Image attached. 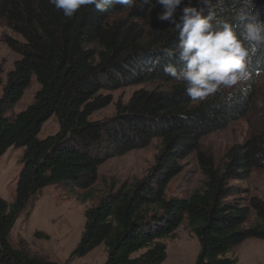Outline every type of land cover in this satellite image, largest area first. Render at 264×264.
Instances as JSON below:
<instances>
[{
	"label": "trees",
	"instance_id": "obj_1",
	"mask_svg": "<svg viewBox=\"0 0 264 264\" xmlns=\"http://www.w3.org/2000/svg\"><path fill=\"white\" fill-rule=\"evenodd\" d=\"M107 7L99 12L83 6L68 18L49 0H0V25L22 39L5 41L20 59L6 75L0 96V156L10 147L25 148L14 200L0 198V264H62L11 245L9 234L19 214L48 186L70 182L88 192L104 162L144 149L153 140L160 141L161 149L149 174L121 184L85 211L80 241L68 261L102 245L104 264H162L166 247L160 240L173 237L186 223L200 245L195 264H237L226 257L231 248L247 239L264 240V201L250 198L241 205L243 198H235L241 190L229 183L246 179L252 170L264 171V135L251 134L231 147L221 166L199 151V142L241 120L251 109L254 90L231 106L223 102L226 92L203 103L191 101L163 71L168 63L179 64L161 51L178 43L169 23L157 18L162 7L152 9L143 0L131 9L114 3ZM254 12L264 19V0H255ZM257 58L264 66V51ZM156 60L159 64L149 72ZM32 78L39 85L33 102L6 118ZM150 83L170 88L136 91L127 104L115 105L112 118L89 121L111 103L101 92ZM52 116L59 131L37 140ZM191 154L203 177L201 188L186 198L167 199V185ZM251 212L254 222L249 224Z\"/></svg>",
	"mask_w": 264,
	"mask_h": 264
},
{
	"label": "rangeland",
	"instance_id": "obj_2",
	"mask_svg": "<svg viewBox=\"0 0 264 264\" xmlns=\"http://www.w3.org/2000/svg\"><path fill=\"white\" fill-rule=\"evenodd\" d=\"M122 15L121 13L117 17ZM7 39L22 42L18 35L4 25H0V96L6 83V75L13 70L14 63L20 59L19 54L5 45ZM249 83L250 88L254 90L250 111L224 131L211 134L199 142V151L212 157L216 166L222 165L225 154L231 147L241 145L251 134L264 135V107L257 106L258 101H264V74L254 77ZM156 87L161 90L170 88L168 85L150 83L101 92L102 96L110 98L111 103L95 112L89 121L98 122L112 118L117 103L125 105L134 92L149 91ZM38 90L39 85L32 78L21 99L8 109L5 117L11 118L24 111L33 102ZM58 131L57 119L52 116L43 123L37 140H44ZM160 149V141L153 140L144 149L107 160L98 168L96 182L88 192L78 191L70 182H62L42 189L16 219L9 234L11 245L15 248H23L30 255L62 264H104L107 254L102 245L80 259L68 261L69 255L80 241L84 229V213L89 208L96 207L100 199L117 190L121 184L145 178L154 166ZM24 153L25 148L10 147L0 156V198L7 203H12L14 200ZM202 181L196 156L191 154L181 162V172L169 182L165 196L167 199L186 198L201 188ZM229 185L241 190L240 195L235 197L243 198L239 201L241 205H245L250 198L264 201L263 170H252L246 179L232 181ZM248 222L249 224L254 222L252 212ZM35 234L46 236L47 239H37L34 237ZM160 242L166 247V258L162 264H195L200 245L186 223H182L177 228L173 237L162 239ZM226 257L234 259L237 264H264V240L247 239L231 248Z\"/></svg>",
	"mask_w": 264,
	"mask_h": 264
},
{
	"label": "clouds",
	"instance_id": "obj_3",
	"mask_svg": "<svg viewBox=\"0 0 264 264\" xmlns=\"http://www.w3.org/2000/svg\"><path fill=\"white\" fill-rule=\"evenodd\" d=\"M65 17H73L83 6L106 12L110 3L131 9L136 0H49ZM154 9L162 7L157 18L167 21L178 34L175 49H162L176 64L163 71L182 85L193 102H206L225 93L223 102L231 106L246 98L249 83L264 73L258 53L264 51V19L254 12L255 0H143ZM181 5H184L181 7ZM159 60L147 70L154 71ZM264 107V101L257 102ZM181 119H187L181 114Z\"/></svg>",
	"mask_w": 264,
	"mask_h": 264
}]
</instances>
